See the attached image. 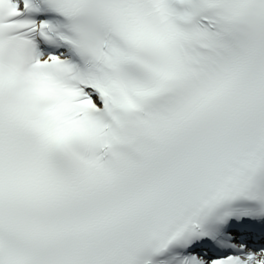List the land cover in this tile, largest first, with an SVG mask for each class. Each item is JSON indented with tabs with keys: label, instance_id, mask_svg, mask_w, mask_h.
Wrapping results in <instances>:
<instances>
[{
	"label": "snow or ice",
	"instance_id": "6c2138e0",
	"mask_svg": "<svg viewBox=\"0 0 264 264\" xmlns=\"http://www.w3.org/2000/svg\"><path fill=\"white\" fill-rule=\"evenodd\" d=\"M0 264H264V0H0Z\"/></svg>",
	"mask_w": 264,
	"mask_h": 264
}]
</instances>
